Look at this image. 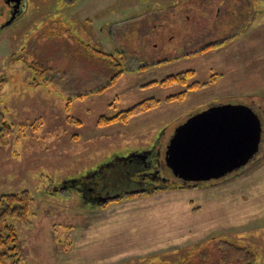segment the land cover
I'll use <instances>...</instances> for the list:
<instances>
[{
  "label": "rangeland",
  "instance_id": "1",
  "mask_svg": "<svg viewBox=\"0 0 264 264\" xmlns=\"http://www.w3.org/2000/svg\"><path fill=\"white\" fill-rule=\"evenodd\" d=\"M249 1L217 0L195 14L192 0H28L0 32V112L13 126L0 142V196L32 199L27 222H11L21 264H225L221 241L264 264V144L217 183L185 186L164 160L175 129L196 113L225 104L264 111V0L255 14ZM34 61L55 81L35 74ZM185 71L195 73L188 85L217 78L165 102L186 86L158 82ZM151 98L164 102L101 124ZM146 169L156 177L136 186ZM255 172V205L242 198L253 180L242 192L225 187ZM149 209L157 213L148 222L138 215Z\"/></svg>",
  "mask_w": 264,
  "mask_h": 264
},
{
  "label": "water",
  "instance_id": "2",
  "mask_svg": "<svg viewBox=\"0 0 264 264\" xmlns=\"http://www.w3.org/2000/svg\"><path fill=\"white\" fill-rule=\"evenodd\" d=\"M20 0H7V4ZM262 124L248 106L216 105L178 126L166 150L172 176L188 183L219 181L246 167L260 151Z\"/></svg>",
  "mask_w": 264,
  "mask_h": 264
},
{
  "label": "trees",
  "instance_id": "3",
  "mask_svg": "<svg viewBox=\"0 0 264 264\" xmlns=\"http://www.w3.org/2000/svg\"><path fill=\"white\" fill-rule=\"evenodd\" d=\"M252 1V0H251ZM249 6V5H248ZM247 6V7H248ZM252 6V5H251ZM245 6V8H247ZM88 52V49H86ZM90 53V52H89ZM105 59V58H103ZM109 65H112V60L107 58ZM31 64V63H30ZM116 67L121 69L122 65L117 64ZM30 69L33 70L35 74L38 76L44 77L45 81H51L50 78H54L51 74V68L46 65H42L38 61H34L30 65ZM121 73V72H119ZM195 76L194 71H185L178 73L176 75L170 76L158 82L160 86L169 87L174 84H180L186 86V90L168 97L165 102L171 101H183L189 92L197 91L202 88L208 87L213 84L217 76H212L208 81L204 82H193V84L188 85V81L191 80ZM155 84V83H153ZM164 101L159 99L151 98L144 100L140 103H137L133 107L128 110L122 111L118 116L114 118H110L107 120H102V125H108L116 121H127L129 118L140 115L142 113L148 112L159 105H161ZM13 126L8 124L4 119V114L0 112V142L5 143L6 138L11 135V131ZM158 175L161 172V166L164 164V160L161 161V157L159 156L158 163ZM160 166V168H159ZM151 171L144 170L139 177V180H136V184L142 181V179H149L148 173ZM132 174V172H131ZM180 182V181H179ZM182 183V182H180ZM197 184V183H192ZM182 187V186H180ZM185 188V187H184ZM32 199L27 193H23L22 195H3L0 196V264H21V245L19 242L17 230L14 225L11 224L12 220H21L22 222H27V216L29 211V206L31 204ZM219 251L221 254V262L222 263H232V260L238 261L240 264H253L255 261V255L252 251L235 244L228 243L226 241H221L219 243ZM239 259V260H238Z\"/></svg>",
  "mask_w": 264,
  "mask_h": 264
},
{
  "label": "flooded vegetation",
  "instance_id": "4",
  "mask_svg": "<svg viewBox=\"0 0 264 264\" xmlns=\"http://www.w3.org/2000/svg\"><path fill=\"white\" fill-rule=\"evenodd\" d=\"M21 1V3H20V7H19V9L17 8V11H16V9H15V6H16V1H14V2H11L10 4H7V0H3V2H4V4L6 5V12H5V10H4V8H5V5H4V7H2L1 9H0V18H1V16L2 15H5L6 14V20L4 21V22H2L1 24H0V32H2V31H4V30H6L8 27H10L11 25H13L14 23H15V21H16V19L22 14V12L27 8V3H28V0H20ZM187 1H189V0H187ZM224 1H226L225 3H228V1H231V0H224ZM237 0H235V2H236ZM255 2H256V0H250L249 1V3H250V8L249 7H247L248 9H253V7H254V14H255V12L257 11L256 10V8H255V6H253L254 4H255ZM192 3H193V5H191V10H193L194 11V13L196 14L198 11H199V7L200 6H202V7H206V5H207V7L206 8H208V9H210V5H214V4H217V0H192ZM187 4H190L189 2L187 3ZM198 8V9H197ZM212 8V7H211ZM175 9H177V7L175 8ZM183 8H182V6H181V4L179 3V11H181ZM245 12V9H244V7H243V9L241 10V12L240 13H238V15H240V16H244V13ZM234 16L235 15H237V12H235V13H232ZM237 15V16H238ZM256 16V15H255ZM255 18V17H254ZM257 115L259 116V118H260V120H261V124H262V140H261V148L263 147V144H264V111H261V110H258L257 111ZM151 154L150 153H146V155L145 156H150ZM153 156V155H152ZM133 161H135V162H137V163H142L143 161H141L140 159H137V158H134V160ZM154 161V160H153ZM146 162V161H145ZM155 163H156V161H155ZM154 163V165H156ZM146 166H148V164L146 165ZM145 166V167H146ZM158 166V165H157ZM157 168V170L159 171V169H158V167H155V169ZM158 175V174H157ZM149 176H155L156 177V174L155 173H153V171H151L150 172V175L148 174V178H149ZM166 179H168V178H166L165 177V179H162V181L163 182H165L166 181ZM143 180V179H142ZM169 180V179H168ZM141 181V180H140ZM143 182H145V179L143 180ZM150 182V180H148V181H146L145 182V185L146 186H148V183ZM152 182H155V180H152ZM151 182V183H152ZM138 183H140V182H138ZM136 186H137V184H136ZM101 187V186H100ZM101 189V191L103 190V187H101L100 188ZM138 189V188H137Z\"/></svg>",
  "mask_w": 264,
  "mask_h": 264
},
{
  "label": "crops",
  "instance_id": "5",
  "mask_svg": "<svg viewBox=\"0 0 264 264\" xmlns=\"http://www.w3.org/2000/svg\"><path fill=\"white\" fill-rule=\"evenodd\" d=\"M243 171V170H241ZM240 171V172H241ZM238 172V174L240 173ZM257 172L255 173H252L248 178L246 179H237L235 181H232V182H229L225 187H229L230 185H232V191H240L241 190V186L243 185V188L242 190L244 189L245 185L250 181V180H253V184L250 183V185L247 187V189L245 191H243V195H242V198L245 199L244 197L248 198V196H251L252 199L248 200V202L251 204H254L257 202ZM241 177V176H240ZM227 179V178H226ZM234 182V184H233ZM235 187H240L239 189L235 188ZM182 189V188H181ZM242 192V191H240ZM186 194H189L188 191L184 192ZM248 193V194H246ZM246 194V195H245ZM190 195V194H189ZM244 204V203H243ZM243 204L240 205V207H238V210L242 209L243 208ZM165 207V206H164ZM154 209H149V210H146L144 212V210L142 212H139L140 214L138 216H142L145 220H147L149 222V216L150 214H156L157 212H153ZM243 210V209H242ZM240 212V211H239ZM137 216V217H138ZM238 217L242 216L240 214H237Z\"/></svg>",
  "mask_w": 264,
  "mask_h": 264
}]
</instances>
